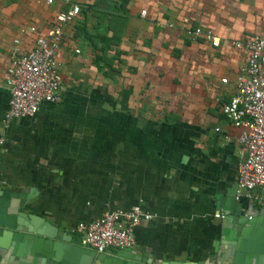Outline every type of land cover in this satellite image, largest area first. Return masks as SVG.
<instances>
[{
    "label": "crops",
    "instance_id": "obj_1",
    "mask_svg": "<svg viewBox=\"0 0 264 264\" xmlns=\"http://www.w3.org/2000/svg\"><path fill=\"white\" fill-rule=\"evenodd\" d=\"M70 1L80 12L56 52L60 100L4 132L0 264H264V207L232 199L245 154L214 102L245 61L226 41L264 39V0ZM63 8L0 0V118L14 46L30 50ZM136 203L153 217L131 249L83 250L77 222Z\"/></svg>",
    "mask_w": 264,
    "mask_h": 264
},
{
    "label": "built area",
    "instance_id": "obj_2",
    "mask_svg": "<svg viewBox=\"0 0 264 264\" xmlns=\"http://www.w3.org/2000/svg\"><path fill=\"white\" fill-rule=\"evenodd\" d=\"M45 2L50 4L51 0ZM60 2L64 8L57 10L51 24L33 39L31 49L19 53L15 45L12 50L4 73L8 100L0 118V153L4 132L14 119L32 117L40 105L60 100L61 79L56 52L63 39L64 27L72 24L80 12L79 6L70 0ZM139 14L144 15V11ZM166 26L172 27L171 24ZM181 28L190 41L201 40L211 48L220 45L221 38L210 29ZM28 32H34V28L28 27ZM17 43L15 40L14 44ZM226 43L232 50L245 52V61L238 67L233 80L220 79L221 84L232 89V94L224 101L214 100L225 120L240 130L237 143L245 154L237 167L234 200L243 199L264 207V39L258 35H246ZM152 217L136 203L127 209L105 211L91 221L77 222L74 232L80 246L96 254L106 250H128L134 246V229Z\"/></svg>",
    "mask_w": 264,
    "mask_h": 264
},
{
    "label": "water",
    "instance_id": "obj_3",
    "mask_svg": "<svg viewBox=\"0 0 264 264\" xmlns=\"http://www.w3.org/2000/svg\"><path fill=\"white\" fill-rule=\"evenodd\" d=\"M234 192H235V185H234V190H233V193H232V199L234 200ZM235 201V200H234ZM247 220L251 219V216L250 215H245L244 216ZM84 251H87L89 253H91L92 255L96 254L95 252L91 251V250H88L86 248L83 249ZM101 254H106V255H111L113 254V252L111 250H106L104 253H101ZM97 255H100V254H97Z\"/></svg>",
    "mask_w": 264,
    "mask_h": 264
},
{
    "label": "trees",
    "instance_id": "obj_4",
    "mask_svg": "<svg viewBox=\"0 0 264 264\" xmlns=\"http://www.w3.org/2000/svg\"><path fill=\"white\" fill-rule=\"evenodd\" d=\"M111 11H115L116 10V7L113 6V7H109Z\"/></svg>",
    "mask_w": 264,
    "mask_h": 264
}]
</instances>
